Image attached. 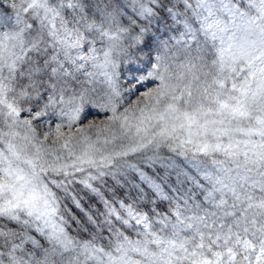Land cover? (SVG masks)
<instances>
[{"label":"snow or ice","instance_id":"6c2138e0","mask_svg":"<svg viewBox=\"0 0 264 264\" xmlns=\"http://www.w3.org/2000/svg\"><path fill=\"white\" fill-rule=\"evenodd\" d=\"M0 264H264V0H0Z\"/></svg>","mask_w":264,"mask_h":264},{"label":"rangeland","instance_id":"374dc122","mask_svg":"<svg viewBox=\"0 0 264 264\" xmlns=\"http://www.w3.org/2000/svg\"><path fill=\"white\" fill-rule=\"evenodd\" d=\"M102 118V117H101ZM100 118H96V117H94V116H90L89 117V120L90 121H93V122H98V120H99Z\"/></svg>","mask_w":264,"mask_h":264}]
</instances>
